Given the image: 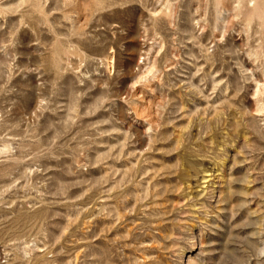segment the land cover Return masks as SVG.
I'll return each mask as SVG.
<instances>
[{
  "label": "rangeland",
  "instance_id": "374dc122",
  "mask_svg": "<svg viewBox=\"0 0 264 264\" xmlns=\"http://www.w3.org/2000/svg\"><path fill=\"white\" fill-rule=\"evenodd\" d=\"M0 264H264V0H0Z\"/></svg>",
  "mask_w": 264,
  "mask_h": 264
}]
</instances>
